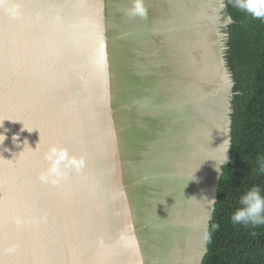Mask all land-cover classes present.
<instances>
[{"label":"water","instance_id":"1","mask_svg":"<svg viewBox=\"0 0 264 264\" xmlns=\"http://www.w3.org/2000/svg\"><path fill=\"white\" fill-rule=\"evenodd\" d=\"M134 2L0 0V264L209 253L233 20L225 0ZM53 146L65 157L41 180Z\"/></svg>","mask_w":264,"mask_h":264},{"label":"trees","instance_id":"2","mask_svg":"<svg viewBox=\"0 0 264 264\" xmlns=\"http://www.w3.org/2000/svg\"><path fill=\"white\" fill-rule=\"evenodd\" d=\"M233 20L225 33L234 82L230 163L223 168L203 264H264V224H234L240 196L253 185L264 192V17L225 0Z\"/></svg>","mask_w":264,"mask_h":264},{"label":"clouds","instance_id":"3","mask_svg":"<svg viewBox=\"0 0 264 264\" xmlns=\"http://www.w3.org/2000/svg\"><path fill=\"white\" fill-rule=\"evenodd\" d=\"M235 6L251 13L255 17H264V0H235ZM15 11V9H10ZM131 15L144 16L146 9L143 4V0H135ZM5 139L4 135H0ZM65 157V151L56 146L49 149L45 156L52 167L48 174H42L41 180H46L51 174H58L56 165L62 161ZM227 162V155L225 154L220 163L225 164ZM260 171L264 172V159L260 160ZM215 202V199H212ZM240 207H238L232 214L231 220L234 224L243 225H260L264 224V192H262L260 186L253 185L246 192H244L239 199Z\"/></svg>","mask_w":264,"mask_h":264}]
</instances>
